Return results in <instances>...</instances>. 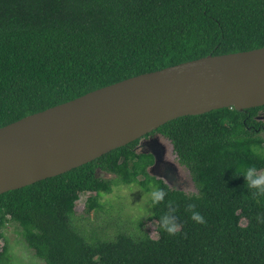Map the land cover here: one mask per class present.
Instances as JSON below:
<instances>
[{"label": "trees", "instance_id": "1", "mask_svg": "<svg viewBox=\"0 0 264 264\" xmlns=\"http://www.w3.org/2000/svg\"><path fill=\"white\" fill-rule=\"evenodd\" d=\"M260 47L264 0H0V127L142 73ZM259 110L186 115L146 135L171 141L197 192L150 175L154 156L138 151L137 139L0 194V240L15 221L45 264H264V223L256 219L264 216V196H253L242 176L248 167L264 168V139L253 127ZM117 182L166 192L148 216L157 238L143 230L94 243L75 227L81 193H94L86 201L91 214ZM170 208L180 223L174 235L159 223ZM191 211L205 223L192 220ZM7 255L4 246L0 264Z\"/></svg>", "mask_w": 264, "mask_h": 264}, {"label": "water", "instance_id": "2", "mask_svg": "<svg viewBox=\"0 0 264 264\" xmlns=\"http://www.w3.org/2000/svg\"><path fill=\"white\" fill-rule=\"evenodd\" d=\"M263 105L264 47L115 82L0 127V158L18 169L0 182V194L66 173L178 117ZM77 118L86 124L79 137L69 138L61 121ZM152 152L158 162L161 151Z\"/></svg>", "mask_w": 264, "mask_h": 264}, {"label": "rangeland", "instance_id": "3", "mask_svg": "<svg viewBox=\"0 0 264 264\" xmlns=\"http://www.w3.org/2000/svg\"><path fill=\"white\" fill-rule=\"evenodd\" d=\"M144 145L140 150H150L153 145L162 154L163 163L150 167L149 174L163 179L170 186L185 192H197V186L188 168L183 166L174 150L171 141L159 133L151 134L140 140ZM264 172V171H262ZM116 179L114 174H101ZM140 180L144 177L140 176ZM145 190L139 183L124 184L117 182L110 193L100 196L102 207L88 214L85 212L86 201L94 193H81L76 205L73 223L90 242L111 240L119 232L138 236L143 230L157 238L159 236L157 222L148 220L152 204L150 193L155 189ZM4 238L0 240V251L5 246L9 253L3 264H45L34 250L26 243L22 226L15 221L8 222L2 229Z\"/></svg>", "mask_w": 264, "mask_h": 264}, {"label": "clouds", "instance_id": "4", "mask_svg": "<svg viewBox=\"0 0 264 264\" xmlns=\"http://www.w3.org/2000/svg\"><path fill=\"white\" fill-rule=\"evenodd\" d=\"M245 178L247 188L252 192L253 196L259 197L264 196V172L258 170L255 166L248 167L245 172L242 174ZM166 192L163 189L156 188L151 193V204L156 205L164 201ZM174 202L169 200L167 201L168 205L173 204ZM196 206L195 204H188L187 209L192 210ZM176 212V208H170L165 214H163L160 219V227L169 235L176 234L180 229V223L177 219L171 214ZM191 219L197 223H205L204 217L198 211H191ZM256 219L264 223V216L257 215Z\"/></svg>", "mask_w": 264, "mask_h": 264}, {"label": "bare ground", "instance_id": "5", "mask_svg": "<svg viewBox=\"0 0 264 264\" xmlns=\"http://www.w3.org/2000/svg\"><path fill=\"white\" fill-rule=\"evenodd\" d=\"M86 124L85 119H64L61 125L65 131V135L69 138H77ZM18 173V169L9 161L0 158V182H7Z\"/></svg>", "mask_w": 264, "mask_h": 264}, {"label": "flooded vegetation", "instance_id": "6", "mask_svg": "<svg viewBox=\"0 0 264 264\" xmlns=\"http://www.w3.org/2000/svg\"><path fill=\"white\" fill-rule=\"evenodd\" d=\"M260 107V110H259V112H258V115L256 116V118L255 119H253V127H254V129H255V131H258L259 133H260V135L262 136V138L264 139V105L263 106H259ZM258 125V126H257ZM255 126H257V127H255ZM150 136V135H149ZM144 137H146V136H144ZM144 137H142V138H144ZM148 137V136H147ZM141 138V139H142ZM140 139V140H141ZM144 145H142L141 143H139V145H137V150L138 151H143V150H140V149H142V147H143ZM263 150H264V142H263ZM149 152H152V151H156V153H157V151H158V149L157 148H155L153 145H150L149 146ZM145 151V150H144ZM153 153V152H152ZM153 156H154V164L153 165H150L149 167H148V169L150 168V167H152V166H158L159 164H162L163 163V159L161 158L158 162L157 161H155L156 159H155V155L153 154ZM261 172L262 171H264V168H262L261 170H260ZM193 178V177H192Z\"/></svg>", "mask_w": 264, "mask_h": 264}]
</instances>
